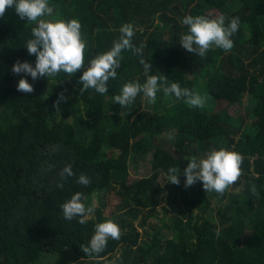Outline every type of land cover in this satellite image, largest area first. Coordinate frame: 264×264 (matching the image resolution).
<instances>
[{"label":"trees","instance_id":"1","mask_svg":"<svg viewBox=\"0 0 264 264\" xmlns=\"http://www.w3.org/2000/svg\"><path fill=\"white\" fill-rule=\"evenodd\" d=\"M49 3L54 15L81 22L88 44L85 66L109 50L120 27L130 23L132 43L147 45L143 58L152 66L149 74L159 72L169 83L206 93L207 103L194 108L185 98L166 96L161 115L157 105L145 110L141 93L121 108L113 97L122 85L146 80L141 57L130 50L122 52L117 77L108 81L104 95L94 89L80 92L83 70L35 81L15 74L17 60L35 66L36 57L25 45L36 24L7 9L0 18V264H40L47 257L65 264L70 254L91 264H264V0ZM218 13L240 19L230 52L213 47L199 57L181 47L186 15ZM135 23L145 29H136ZM166 34L171 47L159 48L157 40ZM21 78L34 92L17 91ZM61 92L68 99L57 111L54 103ZM166 129L172 139L163 142ZM221 147L244 157L233 186L240 193L229 196L228 205L229 189L223 195L206 193L202 182L185 188L182 175L192 156ZM66 164L75 175L61 181ZM170 167L178 169L179 185L169 183ZM81 173L90 177L88 186L77 183ZM61 182L63 189L57 187ZM252 184L258 195L252 194ZM75 192L84 194L86 206H92L87 197L103 194L85 224L79 217L63 218L60 206ZM213 203L224 213L221 223L215 221ZM108 218L122 226L120 240L109 238L103 252L87 256L82 246L95 224ZM138 221L143 233L134 226Z\"/></svg>","mask_w":264,"mask_h":264},{"label":"clouds","instance_id":"2","mask_svg":"<svg viewBox=\"0 0 264 264\" xmlns=\"http://www.w3.org/2000/svg\"><path fill=\"white\" fill-rule=\"evenodd\" d=\"M13 8L15 14L21 20L34 22L31 29L32 38L26 41L25 47L29 55H35V66L27 61L17 60L12 67L15 74L30 76L33 81L40 78L54 77L63 72L68 77L82 71L79 83L82 84L80 92L94 89L95 92L104 95L108 93L107 87L110 79L117 77V69L121 66L122 52L130 50L140 56L139 63L143 66L146 80L143 84L137 81H128L120 89V93L113 97L115 103L121 108L134 103L141 93L149 104H155L157 93L163 90L165 96L174 95L177 99L185 98V102L191 107L204 108L207 98L198 92L188 88H182L178 83L171 82L160 74L150 75L151 64L143 58V49L147 46L141 43L139 47L132 43L134 28L130 23L122 25L119 29L120 36L113 41L112 47L94 58L86 65V51L88 44L82 34V24L77 18L65 20L54 15V6H50L49 0H0V18H3L6 10ZM48 17V19H45ZM181 23L187 26V33L182 34L179 43L187 52L204 57L213 47L230 52L234 47L231 37L238 31L239 17L228 18L224 13L208 15H186ZM17 91L22 93L34 92V87L27 79L21 78L17 84ZM61 92L54 107L61 101H65ZM172 139L171 134L168 136ZM244 157L234 151L221 147L219 150H211L202 157L192 156L183 169L185 188L202 182L203 189L208 192H216L223 195L227 189L234 185L242 175V163ZM49 169L52 167L48 166ZM178 169L170 167L167 178L169 183L179 185ZM61 181L67 177H73L75 173L71 164H66L59 173ZM77 183L88 186L90 177L81 173ZM57 187L63 189V182ZM253 195H258L255 184L251 186ZM84 194L75 192L70 199L61 204L63 218L71 221L79 217V223L85 224L96 209V205L86 206L83 202ZM120 240L121 229L113 219H105L94 226V234L89 243L82 246V251L91 255H99L107 246L108 240Z\"/></svg>","mask_w":264,"mask_h":264},{"label":"rangeland","instance_id":"3","mask_svg":"<svg viewBox=\"0 0 264 264\" xmlns=\"http://www.w3.org/2000/svg\"><path fill=\"white\" fill-rule=\"evenodd\" d=\"M135 27L138 30H141V29L144 30L145 29L144 26H142V25H140L138 23H135ZM171 43H172V38L168 34L163 35V36H160L158 38V40H157V46L159 48H162V49H169L171 47ZM204 83L205 82L202 81L201 82V85H204ZM199 94H201L202 96H205L206 93H202L201 91H199ZM165 99H166V96L164 95L163 90H161L160 93L157 94V100H156V103L155 104H149L147 102V100L144 99V107H145V110H150L153 105H157L159 107L158 113L161 114V115L164 114V112L166 110ZM246 106L247 105H245V108H244L245 111H246ZM237 111H238L237 109H234L233 110V113L235 115H237ZM203 112H205V111L203 110ZM169 134H171V136H172V131L170 129H166L165 134H164V138H166L167 140H163V142L170 141V139L168 138ZM148 165H149L148 162H138L137 163V166H140V167H147ZM132 177H133V175H132ZM233 186L234 185H232L229 188V190L227 191L228 195L225 198L226 199L225 205H228L229 204V196H231L232 194L238 195L240 193V188L234 189ZM101 197H103V194L99 195L97 198L96 197H87L86 198V202L89 199H91V203L90 204H92V205L95 204L96 205V208H97L98 207V202H99V200H100ZM161 207H166V205L163 204ZM161 207L158 208V218H161L162 217ZM217 208H218V204L213 203V205H212V209L214 210L213 216L215 217V221L217 223H221L222 220H223V217H224V213H220ZM151 222H152V225H156L158 227L159 226L160 227L163 226V223L160 222L159 220H152ZM166 223H167V220H166ZM139 224H140V221L135 222L134 223V226H135V228H137L140 231V233H143L142 232V229H140ZM119 227H120L121 231H124L122 229V226L121 225H119ZM150 227H152V226H150ZM71 255L72 254H70L69 259H67V261L65 262V264H91L92 263V262H87V261H84V260H79L77 258L75 259V257H73ZM72 260H73V262H72ZM40 264H63V262L59 261V258H57L56 260H54L53 257H47V258L43 259V261Z\"/></svg>","mask_w":264,"mask_h":264}]
</instances>
